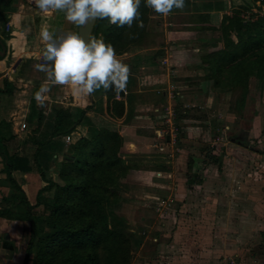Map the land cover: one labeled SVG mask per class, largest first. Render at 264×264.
I'll return each mask as SVG.
<instances>
[{"label":"rangeland","instance_id":"374dc122","mask_svg":"<svg viewBox=\"0 0 264 264\" xmlns=\"http://www.w3.org/2000/svg\"><path fill=\"white\" fill-rule=\"evenodd\" d=\"M223 1L229 16L239 7L245 8L239 14L243 18L264 15V4L258 1ZM221 17L212 15L206 24H193L186 15L175 18L171 39L176 53L196 58L187 62L190 76L170 75L169 81L181 85L179 91L192 93L190 98L174 96L172 91L178 89L166 82L169 101L157 107L156 122L162 129L147 152L137 153L141 157L122 152L128 168L121 178L116 213L129 229L143 233L130 264H264V91L252 74L241 75L223 89L204 76L206 49L198 44L220 33ZM32 125L35 121L26 123L19 139ZM82 135L87 129L62 136L51 146L56 161L45 169L48 177L61 181L60 162ZM177 148L187 153L181 170H174ZM209 150L217 155L219 168L203 164ZM191 173H197L200 182L187 184Z\"/></svg>","mask_w":264,"mask_h":264},{"label":"trees","instance_id":"16d2710c","mask_svg":"<svg viewBox=\"0 0 264 264\" xmlns=\"http://www.w3.org/2000/svg\"><path fill=\"white\" fill-rule=\"evenodd\" d=\"M10 1L0 3L5 7ZM252 1L264 4V0ZM223 9V0H185L184 9L173 11ZM241 9L245 8H234L230 16L223 13L220 33L199 42L198 48L206 49L204 76L212 79L214 87L223 89L232 86L241 75L252 74L257 88L264 91V15L243 18L239 15ZM2 10L0 18L5 20ZM153 12L141 0L143 27L136 22L131 28L117 27L107 19H97L94 36L112 44L116 54L145 44L149 34L146 23ZM12 88V82L4 78L0 91L9 93ZM119 103L114 101L112 108L119 107ZM45 115L41 108H30L26 121L31 125L35 116V125L17 141L8 122H0V217L27 222L24 264H130L143 233L129 229L116 213L122 196L121 178L128 168L119 133L94 125L83 109L70 110L51 103L46 120ZM77 124H87V135L79 136L70 145L58 169L61 181L53 180L45 170L56 161L51 146L69 135ZM206 156L203 164L212 162L219 168L216 154L209 150ZM12 171L39 173L43 184L36 191L33 204H29ZM185 181L190 185L200 182V178L191 173Z\"/></svg>","mask_w":264,"mask_h":264},{"label":"crops","instance_id":"0c3cea01","mask_svg":"<svg viewBox=\"0 0 264 264\" xmlns=\"http://www.w3.org/2000/svg\"><path fill=\"white\" fill-rule=\"evenodd\" d=\"M0 9H3L6 15L5 20L0 18V44L4 46V54L0 55V88L4 78L13 84L11 92L0 91V122H8L16 136L15 140H20V133L25 129L30 108H41L46 113L44 118L46 120L51 103H58L70 110H85L86 117L94 125L106 124L112 127L110 129L116 130L120 135L123 151L129 152V156L136 157H141L137 153L147 152V145L155 140L156 133L162 129L156 122L157 118L159 119L157 107L161 108L169 101L166 97L169 91L166 90L165 84L170 82V75L190 76L187 62L191 58H196L195 55L176 53L178 51L175 49L176 44L171 39L173 26L178 24L174 22L175 18L178 15H186L189 16L187 20H192L195 24H206V21L211 22L212 15L214 17L218 15L220 18L225 12V9L172 11L168 16L153 12L148 16L146 23L150 31L149 43L131 46L129 50L117 54V58L131 70L126 93H119L116 97L114 91L105 92L101 88L87 96L77 93L68 85H52L51 91L45 94L44 105L41 106L35 99V93L47 78L44 72L38 71L35 67L37 63L44 62L37 58L45 46L39 34L40 30L48 27L49 31L57 34L63 31L78 32L79 26L67 21L63 11H53L51 14L40 11L33 0H11L7 6L1 5ZM6 23H9V29L5 28ZM4 33H9V36L5 37ZM195 50L197 51L196 48ZM173 82L171 80L170 83L174 84ZM174 86L178 90L174 89L172 92L179 98L184 95L189 97V93H192L191 90L179 91V88L182 89L181 85ZM114 101L121 102L120 105L117 104L119 107L112 108ZM35 119L33 116L32 123ZM21 123L25 124L23 128H20ZM86 129L87 124H77L69 135L83 134ZM69 135L66 137L69 138ZM166 136L168 138V135ZM177 150L178 153L173 156V164L176 165L174 170H181V159L187 153L184 148ZM166 172L168 173L169 169H166ZM12 175L24 190L29 204H33L36 191L43 184L39 173L12 171ZM26 227L27 222L24 220L0 217V264H24ZM27 264L31 262L28 261Z\"/></svg>","mask_w":264,"mask_h":264},{"label":"clouds","instance_id":"9594fccd","mask_svg":"<svg viewBox=\"0 0 264 264\" xmlns=\"http://www.w3.org/2000/svg\"><path fill=\"white\" fill-rule=\"evenodd\" d=\"M42 12L51 14L63 11L67 21L83 26L88 21L107 19L117 27L131 28L136 22L143 27L139 8L141 0H33ZM145 6L155 13L168 16L173 9L182 10L185 0H145ZM44 42L38 59L43 63L35 65L38 71L46 74V82L35 93L41 106L45 94L52 85H68L79 94L91 96L101 88L119 94L127 87L131 70L117 58L112 44L105 43L103 37L89 34L84 38L77 31L56 33L48 27L40 30ZM130 38H135L130 36Z\"/></svg>","mask_w":264,"mask_h":264},{"label":"water","instance_id":"95a60500","mask_svg":"<svg viewBox=\"0 0 264 264\" xmlns=\"http://www.w3.org/2000/svg\"><path fill=\"white\" fill-rule=\"evenodd\" d=\"M96 20L94 21H88L85 25L83 26H79L78 28V34H80L81 36H83L84 38H87V36L89 34L94 36V23ZM0 55L4 54V46L0 44Z\"/></svg>","mask_w":264,"mask_h":264},{"label":"built area","instance_id":"2783aa9c","mask_svg":"<svg viewBox=\"0 0 264 264\" xmlns=\"http://www.w3.org/2000/svg\"><path fill=\"white\" fill-rule=\"evenodd\" d=\"M9 26H10L9 23H6V24H5V28H6V29H9ZM120 93H123V94H124V93H126V90H124V91H122V92H120ZM118 96H119V94H118V95L116 94V97H118ZM24 126H25L24 123H21V124H20V128H23Z\"/></svg>","mask_w":264,"mask_h":264}]
</instances>
